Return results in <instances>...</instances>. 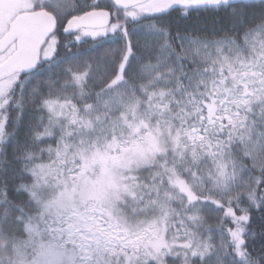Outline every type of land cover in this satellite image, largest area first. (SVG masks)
Here are the masks:
<instances>
[{
    "label": "snow or ice",
    "instance_id": "snow-or-ice-1",
    "mask_svg": "<svg viewBox=\"0 0 264 264\" xmlns=\"http://www.w3.org/2000/svg\"><path fill=\"white\" fill-rule=\"evenodd\" d=\"M0 264H264V0H0Z\"/></svg>",
    "mask_w": 264,
    "mask_h": 264
},
{
    "label": "trees",
    "instance_id": "trees-1",
    "mask_svg": "<svg viewBox=\"0 0 264 264\" xmlns=\"http://www.w3.org/2000/svg\"><path fill=\"white\" fill-rule=\"evenodd\" d=\"M76 2L79 3V4H87V3H91L92 0H76ZM99 2H100L101 5L103 6L104 4L108 3V0H102V1H99ZM90 43H92L91 40H89V41L87 42V44H90ZM87 44H84L83 46H84V47H87Z\"/></svg>",
    "mask_w": 264,
    "mask_h": 264
},
{
    "label": "rangeland",
    "instance_id": "rangeland-1",
    "mask_svg": "<svg viewBox=\"0 0 264 264\" xmlns=\"http://www.w3.org/2000/svg\"><path fill=\"white\" fill-rule=\"evenodd\" d=\"M99 1H102V0H99Z\"/></svg>",
    "mask_w": 264,
    "mask_h": 264
}]
</instances>
